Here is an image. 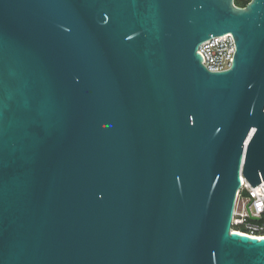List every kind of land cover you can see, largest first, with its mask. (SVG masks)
Instances as JSON below:
<instances>
[{
	"label": "water",
	"instance_id": "95a60500",
	"mask_svg": "<svg viewBox=\"0 0 264 264\" xmlns=\"http://www.w3.org/2000/svg\"><path fill=\"white\" fill-rule=\"evenodd\" d=\"M241 176L264 180V0H0V264H264Z\"/></svg>",
	"mask_w": 264,
	"mask_h": 264
},
{
	"label": "built area",
	"instance_id": "2783aa9c",
	"mask_svg": "<svg viewBox=\"0 0 264 264\" xmlns=\"http://www.w3.org/2000/svg\"><path fill=\"white\" fill-rule=\"evenodd\" d=\"M198 52L208 70L227 69L232 63L235 52L234 39L230 33L212 36L198 46ZM231 227L232 231L264 238V180L252 186L241 176Z\"/></svg>",
	"mask_w": 264,
	"mask_h": 264
},
{
	"label": "trees",
	"instance_id": "16d2710c",
	"mask_svg": "<svg viewBox=\"0 0 264 264\" xmlns=\"http://www.w3.org/2000/svg\"><path fill=\"white\" fill-rule=\"evenodd\" d=\"M249 0H234V3L238 6H245Z\"/></svg>",
	"mask_w": 264,
	"mask_h": 264
}]
</instances>
